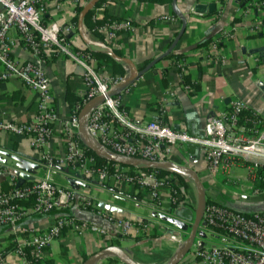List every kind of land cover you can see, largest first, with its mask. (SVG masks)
<instances>
[{
    "label": "crops",
    "instance_id": "1",
    "mask_svg": "<svg viewBox=\"0 0 264 264\" xmlns=\"http://www.w3.org/2000/svg\"><path fill=\"white\" fill-rule=\"evenodd\" d=\"M209 4L215 5L213 13L195 12L196 5ZM103 10L112 19L129 21L132 25L131 31L119 35L117 50L122 58L129 60L136 68L144 62L161 58L181 28L180 16L186 22L185 31L173 54L182 55L187 60L182 79L192 92L187 91L174 73L172 60L161 59L129 88L127 94L122 95L123 107L133 123L144 124L155 120L158 114L156 110L165 106L167 115L164 122L168 126L197 135L209 116L227 110L234 100L242 101L247 110L264 120L262 10H255L247 17L235 4V0H176L175 5L173 0H112ZM2 11L0 7V15ZM163 16L176 18L178 23L158 21ZM73 18L74 7L68 3H49L44 16L47 24L60 29L72 50L100 51L101 47L84 42ZM254 23H262L260 32H251ZM221 29L233 33V38L222 45V53L227 62L209 63L204 58L206 46H200ZM81 31L90 41L101 44L93 39L83 22ZM11 38L14 42L11 46L12 57L19 62L30 60L31 54L18 39L16 30L11 31ZM42 56L46 61L45 71L58 115L54 124L55 134L43 152H48L56 159H63L65 147L61 136V122L69 118L76 101L85 92L82 70L75 61L60 55L54 49L44 50ZM124 67L126 77L130 76L131 68L126 64ZM2 70L0 64V72ZM184 77H187V82ZM67 95L70 96V101L67 100ZM36 107L37 95L21 82H0V123H30L35 119ZM168 149L172 163L197 173L205 189L206 201L242 213L264 211V192L252 193L250 164L238 159L212 176L208 172L205 153L200 148L188 145ZM40 154L41 151L30 146L27 138L0 133V167H5L6 170L0 177V192L11 188L7 179L9 176L24 173L27 177L23 179V183L42 177L45 169L39 162ZM53 180L63 188L76 190L80 197L91 198L117 219L133 222L148 220V231H131L124 235L111 223L74 205L46 216L29 214L18 228L45 232L57 216H70L80 222L86 221L106 229L112 234L109 241L125 251L137 264H169L181 249L179 237L185 240L184 235L189 231L197 206V190L193 181L187 177H183L187 185L185 198L176 206L169 204L166 190H161L159 199L152 201L145 188H134L126 184L117 186L112 176L99 188L96 173H92L88 179L79 171L72 172L67 163L57 166ZM24 238H28V235L14 234L8 228L0 229L1 264H21L11 251L14 243ZM196 239L207 244L222 245L226 242L212 231L207 233L205 230H200ZM103 246L105 240L98 234L86 232L78 235L70 228H64L51 242L46 260H50L48 264H83V256L89 258ZM190 251L179 264H202L195 258L193 251Z\"/></svg>",
    "mask_w": 264,
    "mask_h": 264
},
{
    "label": "built area",
    "instance_id": "2",
    "mask_svg": "<svg viewBox=\"0 0 264 264\" xmlns=\"http://www.w3.org/2000/svg\"><path fill=\"white\" fill-rule=\"evenodd\" d=\"M68 3L74 8L79 4L86 5L85 0H0L2 13L0 15V82L17 80L37 95L35 119L30 123H0V133L10 136H20L28 139L30 146L41 151L39 162L44 167L42 177L29 182L28 186L20 188L18 179L26 174L7 177L11 188L7 192H0V229L8 228L14 234L28 235V238L14 243L11 253H14L21 264H32L25 249L30 248L32 258L45 260L48 249L63 228H70L78 235L90 232L103 237L105 241L112 239V234L103 227L78 221L70 216L59 215L45 232L29 231L18 228L19 224L29 214L46 216L64 210L74 205L82 210L95 214L98 218L111 223L115 229L126 235L131 231L147 232L150 227L148 220L133 222L131 220L115 218L104 206L97 205L91 198L80 197L74 189L63 188L53 180L57 166L69 164L72 172L79 171L82 176L97 175V185L102 187L110 178L105 168L92 170L94 160L85 154L79 135V114L76 105L70 112L69 118L61 122V136L64 142L65 155L63 159H56L48 152H43L53 138L54 124L58 120L53 105L49 79L45 71V58L42 56L46 49H54L60 55L70 58L82 70L85 92L81 99L83 105L97 97H104V101L95 106L87 121L89 134L106 150L125 158H134L150 162H171L169 147L193 145L205 153L208 172L215 176L222 169L233 164L238 159L250 164L249 179L253 181L254 168L264 163V120L257 114L247 110L240 100L230 103L227 110L218 115L209 116L203 128L197 135H191L185 130L168 126L164 119L167 115L165 106L158 108L155 120L144 124L133 123L123 107L122 95L127 94L130 87L114 97H107L114 86L120 84L127 77L107 75L97 70V61L82 50H72L69 41L61 34L60 29L46 23L44 16L49 3ZM110 0H105L101 8H106ZM243 14L250 17L253 11H261L264 1L235 0ZM158 21L178 23L173 17L163 16ZM262 23H254L251 32L258 33ZM18 32V39L31 54L30 60L19 62L11 55L14 44L11 31ZM132 30L129 21L111 20L98 29V33L105 41L117 50L119 35ZM233 38L230 30H218L212 36L205 48L204 58L207 62L225 64L227 58L222 53V45ZM187 60L176 61L173 71L184 85ZM185 86V85H184ZM188 92L192 90L185 86ZM171 97L172 94H169ZM248 111L249 117L239 123L238 115ZM5 167H0V177ZM126 170H118L112 175L117 186L137 184L148 191L149 198L157 201L160 191L166 190L168 202L171 205L181 201L171 190L172 178H157L152 173L137 171L133 178L125 176ZM257 194L256 192H252ZM34 198L32 207L18 205V201ZM200 230L212 231L226 242L222 245L207 244L201 239H195L191 250L195 258L202 264H264V211H255L250 216L219 204H206ZM183 237H179L180 247L184 244ZM105 257L96 264H107ZM3 259L0 254V264ZM119 264V263H116Z\"/></svg>",
    "mask_w": 264,
    "mask_h": 264
},
{
    "label": "water",
    "instance_id": "3",
    "mask_svg": "<svg viewBox=\"0 0 264 264\" xmlns=\"http://www.w3.org/2000/svg\"><path fill=\"white\" fill-rule=\"evenodd\" d=\"M98 0H89L86 5L83 7L78 20H77V28L78 31L83 38L84 42L90 45L102 47V44H98L95 42L90 41L85 34L82 33V22L84 17L87 13H89L96 5ZM176 0H173V5H175ZM195 12L197 13H213L215 10L214 4H209L207 6L204 5H196L195 6ZM182 25L181 28L175 38V40L172 42L171 46L168 48L167 52L161 56V58L153 60L151 63H149L144 69L138 70L129 60L118 57L113 53V51L110 48H107L106 51L108 55H110L115 60L126 64L129 66L132 70V74L128 76L124 81H122L120 84L114 86L107 94V97H114L118 95L121 91L124 89L130 87L133 83H135L138 79H140L146 72H148L150 69L154 67V65L163 59V57L169 53H171L181 36L183 35L186 27V22L183 16H180ZM104 101V97H97L93 99L92 101L88 102L83 109L79 113V135L84 143L85 146H87L94 154L97 156H100L102 158L107 159L108 161L119 163L122 165H128V166H143L147 168H164L166 170H170L173 172H176L180 174L183 177H187L191 179L194 183V186L197 190V206L193 218V222L190 225L189 232L187 234V238L184 241L183 246L181 249L177 252V254L174 256V258L171 259L169 264H179L181 260L189 253L191 250V247L197 237V234L200 229V223L202 220L203 212L206 206V196H205V189L201 183V180L197 173H195L192 170H189L183 166H179L172 162H150L146 160H140V159H134V158H125L118 156L108 150H106L100 143H98L88 132L87 130V121L88 118L95 106L102 103ZM25 176L22 177V179L18 182L17 186H20L23 183V179ZM105 257H112L116 260H118L121 264H137L134 262L129 255L121 250L120 248L116 246H109L106 248L101 249L99 252L93 254L90 256L83 264H96L100 259Z\"/></svg>",
    "mask_w": 264,
    "mask_h": 264
},
{
    "label": "trees",
    "instance_id": "4",
    "mask_svg": "<svg viewBox=\"0 0 264 264\" xmlns=\"http://www.w3.org/2000/svg\"><path fill=\"white\" fill-rule=\"evenodd\" d=\"M85 1L88 2L89 0H85ZM148 1L157 2L158 0H148ZM247 1H250V0H247ZM104 2H105V0H98L95 7L89 13H87L83 19V23L86 26L87 30L89 31L90 35L93 37V39L102 44L101 50L93 52V51H90L89 49H84L81 52H84L85 54L91 55L97 61L98 65L96 67H97V70L99 72L103 71L107 75H110V76H114V75L125 76L127 74V71L125 70L124 64H122L121 62L112 58L110 55H108V53L106 51L107 48H110L115 55H117L118 57H122L119 50L111 48V46L105 41V39L98 33V29L102 25L110 22L111 20H114L106 14V11H104L103 8H101V5ZM111 2H112V0H110V3ZM84 6H85V3L79 4L78 6H76L74 8L73 21H74L75 25H77L78 17H79ZM262 11L264 12V7L262 8ZM98 12H101V14L99 15ZM208 42L209 41L204 42L200 47L206 46L208 44ZM171 44H172V42H171ZM171 44H170V46H171ZM163 59H171L173 63L176 61L185 60V58L182 55L173 54V51L171 53L165 55L163 57ZM149 63H151V61L144 62L141 65H139L137 67V69L140 71V70L144 69ZM184 81L187 82V77H184ZM66 98L68 101H70L69 95H67ZM83 102H84L83 99H79L76 101V103L74 105V107L76 105L80 106L78 108V114L80 113V111L83 108V106H82ZM156 111H158V110H156ZM249 116L250 115H249L248 111L240 113L238 115L239 123H242ZM81 145L85 151V154L89 157H92L94 160V165L92 166L93 170L96 171V170H101V169L105 168L109 177H111L112 175L115 174L116 168L118 170H126L124 173L125 176L131 177V178H133L135 176L137 171L144 172V173H152L157 178H160V179H165L167 177H171L172 181H170V182H171V190H172L173 194L177 195V197L180 201L184 200L187 185H186L185 181L183 180V177L180 174L173 172V171H170V170H166L164 168H147V167H143V166L134 167V166L122 165L119 163H114V162L108 161L107 159L102 158V157L94 154L87 146L84 145L82 140H81ZM253 173H254L255 179L252 181V192H256L257 194H260V193L264 192V165L255 166ZM28 185H29L28 182H24L19 187L23 188V187L28 186ZM122 185H124V183H121L120 187ZM132 187L138 188L139 185L134 184V185H132ZM4 191L7 192L8 190L6 189ZM17 204L23 205V206L28 207V208L32 207L34 205V198L29 197L26 201H18ZM206 204L207 205L212 204V202L207 200ZM172 206H176V205H172ZM244 214L250 216L252 213H249V214L244 213ZM63 230H64V228L61 230V232ZM61 232H60V234H61ZM188 232L184 235V239L187 238ZM114 245H115V243L112 241H105V246H103V248H106L109 246H114ZM30 250H31L30 248L25 249V251L28 254V258L30 259L32 264H48V263H50V260H46V259L42 260V259L32 258L30 256ZM47 250L48 249H45L44 251L47 252ZM82 259H83V262H85L88 258H87V256H83ZM116 262H118V260H116L114 258H113V260H107V264H115Z\"/></svg>",
    "mask_w": 264,
    "mask_h": 264
},
{
    "label": "rangeland",
    "instance_id": "5",
    "mask_svg": "<svg viewBox=\"0 0 264 264\" xmlns=\"http://www.w3.org/2000/svg\"><path fill=\"white\" fill-rule=\"evenodd\" d=\"M254 209H256V208H254ZM207 233H208V231H207ZM190 252H191V251H190ZM190 252H189L188 254H190ZM111 258H112V257H111ZM116 263H120V262L118 261V262H116ZM116 263H115V264H116Z\"/></svg>",
    "mask_w": 264,
    "mask_h": 264
}]
</instances>
